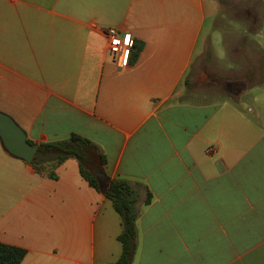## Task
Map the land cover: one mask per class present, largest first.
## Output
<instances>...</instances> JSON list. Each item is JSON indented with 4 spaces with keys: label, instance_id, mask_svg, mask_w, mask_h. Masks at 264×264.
<instances>
[{
    "label": "crops",
    "instance_id": "0c3cea01",
    "mask_svg": "<svg viewBox=\"0 0 264 264\" xmlns=\"http://www.w3.org/2000/svg\"><path fill=\"white\" fill-rule=\"evenodd\" d=\"M109 28L133 42L125 67ZM213 35L227 99L188 90ZM246 95L264 99V0H0V112L37 146L88 139L134 187L131 264H264V127ZM120 232L75 159L36 170L0 142V243L21 264H115Z\"/></svg>",
    "mask_w": 264,
    "mask_h": 264
},
{
    "label": "trees",
    "instance_id": "16d2710c",
    "mask_svg": "<svg viewBox=\"0 0 264 264\" xmlns=\"http://www.w3.org/2000/svg\"><path fill=\"white\" fill-rule=\"evenodd\" d=\"M69 158L78 162L83 179L101 192L93 172L104 164L103 156L98 153V148L92 142L77 134H71L65 140L39 145L31 166L39 170L44 164H61ZM86 165L93 170L90 171ZM103 195L112 203L121 220V232L117 237L121 244V255L115 264H131L136 249L137 192L127 181L116 179L108 180ZM150 198L148 193L144 204H149ZM26 253L25 249L0 243V264H21Z\"/></svg>",
    "mask_w": 264,
    "mask_h": 264
},
{
    "label": "rangeland",
    "instance_id": "374dc122",
    "mask_svg": "<svg viewBox=\"0 0 264 264\" xmlns=\"http://www.w3.org/2000/svg\"><path fill=\"white\" fill-rule=\"evenodd\" d=\"M206 31L210 33V24ZM218 41L219 39L217 36H211L210 42L208 41L206 44V50L201 56L195 59L191 72L189 73L188 90L198 92L201 90L208 91L211 94L210 97L227 99L229 98V94L227 92L228 88L226 87V82L233 80V77H231V74L225 73L224 68L217 66L215 53L221 48ZM211 46L215 51L211 49ZM237 78L239 79V77ZM237 84L238 83H231L230 89L234 91ZM198 99L200 100L201 98ZM242 99L244 103H249L251 101V107H253L257 113L253 119L257 124L264 127V99H255V101H252V97L251 99H248L247 95ZM85 167L90 169L87 165ZM92 170L93 168L90 169V171Z\"/></svg>",
    "mask_w": 264,
    "mask_h": 264
},
{
    "label": "water",
    "instance_id": "95a60500",
    "mask_svg": "<svg viewBox=\"0 0 264 264\" xmlns=\"http://www.w3.org/2000/svg\"><path fill=\"white\" fill-rule=\"evenodd\" d=\"M0 142L4 150L11 157L31 165L38 146L27 141L21 128L7 115L0 112ZM93 174L97 178L100 191L105 193L108 178L100 168H96Z\"/></svg>",
    "mask_w": 264,
    "mask_h": 264
},
{
    "label": "built area",
    "instance_id": "2783aa9c",
    "mask_svg": "<svg viewBox=\"0 0 264 264\" xmlns=\"http://www.w3.org/2000/svg\"><path fill=\"white\" fill-rule=\"evenodd\" d=\"M105 35L108 40L109 52L115 56L119 66L125 67L133 47V42L130 36L127 35L121 38L113 28L106 30Z\"/></svg>",
    "mask_w": 264,
    "mask_h": 264
}]
</instances>
